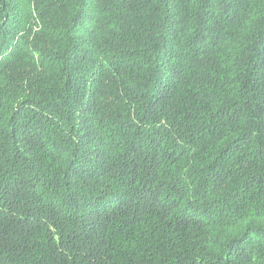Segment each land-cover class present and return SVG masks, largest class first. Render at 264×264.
<instances>
[{"label": "trees", "instance_id": "16d2710c", "mask_svg": "<svg viewBox=\"0 0 264 264\" xmlns=\"http://www.w3.org/2000/svg\"><path fill=\"white\" fill-rule=\"evenodd\" d=\"M0 264H264V0H0Z\"/></svg>", "mask_w": 264, "mask_h": 264}]
</instances>
